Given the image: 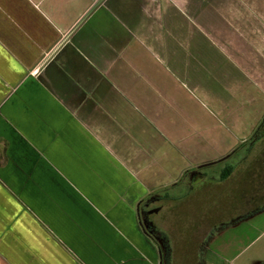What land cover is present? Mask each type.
Here are the masks:
<instances>
[{"label": "crops", "instance_id": "obj_1", "mask_svg": "<svg viewBox=\"0 0 264 264\" xmlns=\"http://www.w3.org/2000/svg\"><path fill=\"white\" fill-rule=\"evenodd\" d=\"M251 105L264 0H0V264H159L138 215Z\"/></svg>", "mask_w": 264, "mask_h": 264}, {"label": "rangeland", "instance_id": "obj_2", "mask_svg": "<svg viewBox=\"0 0 264 264\" xmlns=\"http://www.w3.org/2000/svg\"><path fill=\"white\" fill-rule=\"evenodd\" d=\"M253 108L227 131L221 122L227 126L228 120L218 118L215 145L199 153L216 163L197 170L206 178L180 188L175 209L157 215L169 237L171 264H264V112L254 119ZM227 166L231 173L220 180ZM152 237L165 254L161 235Z\"/></svg>", "mask_w": 264, "mask_h": 264}, {"label": "trees", "instance_id": "obj_3", "mask_svg": "<svg viewBox=\"0 0 264 264\" xmlns=\"http://www.w3.org/2000/svg\"><path fill=\"white\" fill-rule=\"evenodd\" d=\"M263 130H264V123H263ZM232 167L231 166H227L225 168H223L220 172V180H224L226 179L230 173H231ZM164 243H165V248H166V252L165 254L162 252V263L161 264H171V246H170V241H169V237L167 236L166 233H160Z\"/></svg>", "mask_w": 264, "mask_h": 264}, {"label": "flooded vegetation", "instance_id": "obj_4", "mask_svg": "<svg viewBox=\"0 0 264 264\" xmlns=\"http://www.w3.org/2000/svg\"><path fill=\"white\" fill-rule=\"evenodd\" d=\"M155 219L152 215H143L141 216L140 218V224H141V228L146 231V234L148 235V237H150L152 243L154 244V246L157 248V251L161 253V258H162V252H161V249L158 245L157 242L154 241V237L153 236V233H157V234H160L158 231H157V226H156V223H155Z\"/></svg>", "mask_w": 264, "mask_h": 264}, {"label": "water", "instance_id": "obj_5", "mask_svg": "<svg viewBox=\"0 0 264 264\" xmlns=\"http://www.w3.org/2000/svg\"><path fill=\"white\" fill-rule=\"evenodd\" d=\"M264 122V118H263V120L261 121V123H260V125L262 124ZM259 125V126H260ZM259 126L256 128V130L254 131V133L258 130V128H259ZM228 156V155H227ZM226 156V157H227ZM226 157H224V159L226 158ZM223 160V159H222ZM219 161H221V160H219ZM209 164H212V162L211 163H207V164H203V165H201V166H205V165H209ZM169 205V202H161V203H159L158 205H156L154 208H152L151 209V213H154V214H158V213H160L166 206H168ZM138 222H139V224H140V215H138ZM140 227H141V224H140ZM143 233L145 234V235H147L146 234V231H144L143 230ZM148 236V235H147ZM158 255H159V264H161L162 263V260H161V253H160V251L158 252Z\"/></svg>", "mask_w": 264, "mask_h": 264}]
</instances>
